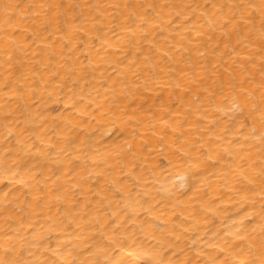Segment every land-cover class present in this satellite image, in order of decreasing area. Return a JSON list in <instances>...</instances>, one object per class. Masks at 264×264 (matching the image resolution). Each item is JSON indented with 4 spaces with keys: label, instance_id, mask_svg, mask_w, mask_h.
Wrapping results in <instances>:
<instances>
[{
    "label": "bare ground",
    "instance_id": "6f19581e",
    "mask_svg": "<svg viewBox=\"0 0 264 264\" xmlns=\"http://www.w3.org/2000/svg\"><path fill=\"white\" fill-rule=\"evenodd\" d=\"M0 264H264V0H0Z\"/></svg>",
    "mask_w": 264,
    "mask_h": 264
}]
</instances>
